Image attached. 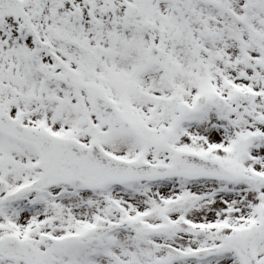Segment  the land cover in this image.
Instances as JSON below:
<instances>
[{
    "label": "snow or ice",
    "instance_id": "6c2138e0",
    "mask_svg": "<svg viewBox=\"0 0 264 264\" xmlns=\"http://www.w3.org/2000/svg\"><path fill=\"white\" fill-rule=\"evenodd\" d=\"M0 264H264V0H0Z\"/></svg>",
    "mask_w": 264,
    "mask_h": 264
}]
</instances>
